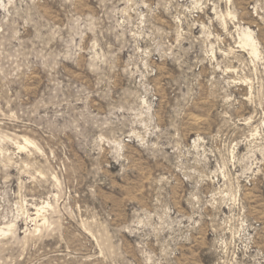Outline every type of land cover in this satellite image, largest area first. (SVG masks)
Segmentation results:
<instances>
[{"label":"rangeland","instance_id":"374dc122","mask_svg":"<svg viewBox=\"0 0 264 264\" xmlns=\"http://www.w3.org/2000/svg\"><path fill=\"white\" fill-rule=\"evenodd\" d=\"M0 264H264V0H0Z\"/></svg>","mask_w":264,"mask_h":264},{"label":"bare ground","instance_id":"6f19581e","mask_svg":"<svg viewBox=\"0 0 264 264\" xmlns=\"http://www.w3.org/2000/svg\"><path fill=\"white\" fill-rule=\"evenodd\" d=\"M248 42H249V40H248Z\"/></svg>","mask_w":264,"mask_h":264}]
</instances>
